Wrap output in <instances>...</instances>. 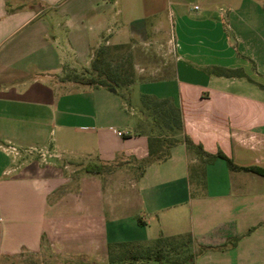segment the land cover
<instances>
[{"label":"crops","instance_id":"obj_1","mask_svg":"<svg viewBox=\"0 0 264 264\" xmlns=\"http://www.w3.org/2000/svg\"><path fill=\"white\" fill-rule=\"evenodd\" d=\"M100 1L0 0V264H143L152 260L111 262L109 245L163 237L188 238L191 264H264V176L231 169L222 157L203 163L181 140L264 170V0L193 5L201 13L191 38L174 37L175 66H153L164 77L136 83L147 86L140 100L167 99L183 124L161 132L178 141L145 166L149 137L160 133L151 110L141 103L138 114L123 116L109 88L59 76L63 65L83 68L112 44L105 21L122 6ZM162 1L125 3L131 13L155 15L165 11ZM148 30L138 26L129 38ZM61 37L67 58L56 52ZM168 47L159 50L166 55ZM8 144L47 156L21 163L3 149ZM88 162L104 167L89 173Z\"/></svg>","mask_w":264,"mask_h":264},{"label":"rangeland","instance_id":"obj_2","mask_svg":"<svg viewBox=\"0 0 264 264\" xmlns=\"http://www.w3.org/2000/svg\"><path fill=\"white\" fill-rule=\"evenodd\" d=\"M122 9L117 14L109 15L105 21V25L109 28L108 39L112 42L108 51L104 52L103 62L101 68L109 64V68L116 69L118 66L121 67V72L132 76V83L118 86L115 88H109L113 93L109 94L112 101L117 104L121 110L123 116H130V113L138 114L139 107L141 105L139 91H144L147 86H139L138 82L156 80L164 77L163 71H150L153 66L161 64L166 65L168 69L171 68L174 58L175 42L174 37L180 39V43L185 42L188 38H191L192 32L190 28L193 27L197 21L195 18L201 13V9L197 10L193 8V5L201 4V0H166L165 11L159 14H137L130 12V8L126 5L125 0H119ZM141 0H138V2ZM178 4L180 13L175 12L174 3ZM99 5L101 1L98 0ZM173 5V6H172ZM171 8V9H170ZM95 17V9L90 11L87 19H93ZM93 21H88V26ZM151 23L158 25L163 32L150 31ZM141 25H147L149 30L147 32H140L139 35H135L130 40V36L134 34L133 29ZM189 28V30H186ZM164 30L165 31L164 33ZM178 35V36H177ZM122 40L128 42L125 45L116 46L113 43ZM88 41L94 45L95 40L92 36H89ZM64 37H61V41L56 46V52L60 57H65L71 53L69 48L65 45ZM104 43V42H103ZM168 44V53L163 54L159 50L160 44ZM92 51V50H91ZM90 53V52H88ZM68 54V55H67ZM92 54V52H91ZM96 54L94 52L93 58ZM89 54H87L88 57ZM93 58L89 60L83 68H71L69 65H63L62 72L59 74L61 79L64 80H76V76L83 74L85 71L92 69ZM144 68V70H143ZM142 69V70H141ZM138 72V73H137ZM88 74V73H87ZM138 74V75H137ZM134 87H131V85ZM153 86V85H152ZM129 87H131L129 89ZM107 87L104 88V90ZM80 91V87H78ZM64 156H71L67 152L62 153ZM19 162L26 163L32 160H39L44 162L40 157L39 152L35 150H24L18 155ZM66 170V169H65ZM68 170V168H67ZM149 248L152 252L160 251L163 254L165 264H191L193 257V247L191 242L186 237H163L153 241L149 246H138L133 248L136 251H141L143 248ZM143 264H159L158 261L152 260L148 263Z\"/></svg>","mask_w":264,"mask_h":264},{"label":"trees","instance_id":"obj_3","mask_svg":"<svg viewBox=\"0 0 264 264\" xmlns=\"http://www.w3.org/2000/svg\"><path fill=\"white\" fill-rule=\"evenodd\" d=\"M105 51H108V48L105 46H100L97 48L92 62V69L88 72H83V74H80L79 76H76V82L95 87L102 86L107 88H115L133 82L132 76H128L127 74H124V72H121L120 66H118L116 69H111L109 68L108 64L105 69L101 68L100 65L104 61L103 55ZM215 72L219 75L226 76H239L241 73L238 70L224 68H216ZM141 103L145 108L151 110L152 120L160 130V133L149 137L150 155L149 158L143 163L145 166L150 161L165 158L168 155V149L178 141V139L173 135H171L172 137L169 138H161V132H178L182 129L183 124L178 107L172 106L167 99L158 100L146 95H142ZM181 140L185 143L187 148L192 149L199 156L201 162L203 163L211 161L214 157H222L226 160L228 166L231 169L253 171L264 176V170L260 168L239 167L221 152L212 154L205 151L201 144H195L187 135H184ZM164 146L165 150L156 153L158 151L156 148L160 147L163 149ZM103 167V164L99 162H88L85 165V171L89 173H99L102 171ZM136 247H138V245L131 243L110 244L109 260L111 262L155 260L158 261L159 264H165L163 254L160 251L152 252L151 249L147 247L143 248L141 251H136L133 249ZM113 249H116L117 253L114 254ZM201 249H203V247H201Z\"/></svg>","mask_w":264,"mask_h":264},{"label":"built area","instance_id":"obj_4","mask_svg":"<svg viewBox=\"0 0 264 264\" xmlns=\"http://www.w3.org/2000/svg\"><path fill=\"white\" fill-rule=\"evenodd\" d=\"M194 8H196V6H194ZM116 134L118 136H125V135H128L129 132L126 130V131H123V130H117L116 131ZM3 149L7 152H10L11 154H14V155H18L19 154V150L11 145V144H8L6 146H3ZM35 150V151H38L41 158L45 161V157L47 156V151L46 150H43V149H37V148H30V150Z\"/></svg>","mask_w":264,"mask_h":264}]
</instances>
